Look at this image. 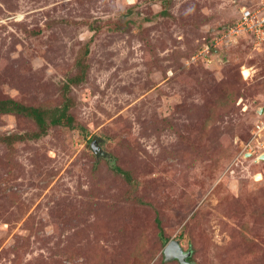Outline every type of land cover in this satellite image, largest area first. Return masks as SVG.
I'll return each mask as SVG.
<instances>
[{
    "label": "rangeland",
    "instance_id": "374dc122",
    "mask_svg": "<svg viewBox=\"0 0 264 264\" xmlns=\"http://www.w3.org/2000/svg\"><path fill=\"white\" fill-rule=\"evenodd\" d=\"M257 1L0 0V101L73 118L0 113V264H178L156 218L189 264H264V42L222 33Z\"/></svg>",
    "mask_w": 264,
    "mask_h": 264
},
{
    "label": "trees",
    "instance_id": "16d2710c",
    "mask_svg": "<svg viewBox=\"0 0 264 264\" xmlns=\"http://www.w3.org/2000/svg\"><path fill=\"white\" fill-rule=\"evenodd\" d=\"M231 23L230 25H232ZM229 26V25H228ZM74 83H77L78 80H71ZM70 108V101L65 99L62 106H56L52 110L51 109H42L39 107H31L21 104L14 99H6L0 101V113L3 114H14V115H21L31 118L38 127V132H36L35 136L38 137L44 133H46L48 126H68L73 127V118L68 114V110ZM20 139L18 135H6L0 136V142L5 143L7 146H12V144ZM117 173H120L124 176L126 181L130 184L133 182L131 176L128 172L123 171L119 168H114ZM157 228H158V235L161 241V246L164 248L167 243L170 241L168 238L164 237V232L161 228V222L159 218L155 220ZM187 262H190V258L187 259ZM179 264V263H178Z\"/></svg>",
    "mask_w": 264,
    "mask_h": 264
},
{
    "label": "built area",
    "instance_id": "2783aa9c",
    "mask_svg": "<svg viewBox=\"0 0 264 264\" xmlns=\"http://www.w3.org/2000/svg\"><path fill=\"white\" fill-rule=\"evenodd\" d=\"M248 3L244 7H242L243 5L237 6L236 9L239 16L236 25L234 28H229V30L223 29V38H230L233 35L248 32L257 43L264 42V0H258L253 5L250 2ZM261 127L264 130V123Z\"/></svg>",
    "mask_w": 264,
    "mask_h": 264
},
{
    "label": "water",
    "instance_id": "95a60500",
    "mask_svg": "<svg viewBox=\"0 0 264 264\" xmlns=\"http://www.w3.org/2000/svg\"><path fill=\"white\" fill-rule=\"evenodd\" d=\"M162 254L165 262L176 260L179 264H189L187 259L191 255L190 250L184 251L177 240L169 241L164 247Z\"/></svg>",
    "mask_w": 264,
    "mask_h": 264
},
{
    "label": "bare ground",
    "instance_id": "6f19581e",
    "mask_svg": "<svg viewBox=\"0 0 264 264\" xmlns=\"http://www.w3.org/2000/svg\"><path fill=\"white\" fill-rule=\"evenodd\" d=\"M242 73H243L244 77H247L248 74H249V70L248 69H243Z\"/></svg>",
    "mask_w": 264,
    "mask_h": 264
}]
</instances>
